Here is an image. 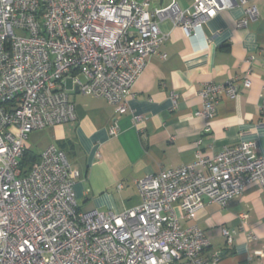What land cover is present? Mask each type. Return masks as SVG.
Segmentation results:
<instances>
[{"label":"built area","instance_id":"1","mask_svg":"<svg viewBox=\"0 0 264 264\" xmlns=\"http://www.w3.org/2000/svg\"><path fill=\"white\" fill-rule=\"evenodd\" d=\"M156 1L0 0V264H220L203 257L208 236L183 228L175 206L193 218L205 201L227 207L251 184L264 191V150L255 141L213 157L197 151L189 164L146 176L137 186L142 204L122 214L80 211L81 173L54 145L23 174L31 135L77 120L76 90L128 112L134 83L167 41L163 19L200 38L208 19L236 5L246 7L239 27L257 16L249 0H193L185 10ZM243 83L251 86L248 77ZM199 95L196 116L209 120L220 97H237V85L207 84Z\"/></svg>","mask_w":264,"mask_h":264},{"label":"crops","instance_id":"2","mask_svg":"<svg viewBox=\"0 0 264 264\" xmlns=\"http://www.w3.org/2000/svg\"><path fill=\"white\" fill-rule=\"evenodd\" d=\"M174 1L184 10L193 4L157 0L156 5ZM248 6L256 8L257 16L245 27L238 24L247 18L246 7L236 5L208 19L200 38H188L180 26L163 19L160 30L167 41L134 83L126 114L103 99L70 94L77 120L46 130L41 152L58 147L81 173L74 186L80 211L122 214L139 207L140 180L191 163L197 151L213 157L248 141L264 150V0H249ZM247 77L249 88L243 83ZM231 79L237 97H220L209 120L196 116L204 107L199 92ZM114 123L117 135L111 136ZM175 211L183 228L197 226L208 236L205 259L264 264L258 255L264 250V191L259 185H249L227 207L205 201L193 218L177 205Z\"/></svg>","mask_w":264,"mask_h":264},{"label":"rangeland","instance_id":"3","mask_svg":"<svg viewBox=\"0 0 264 264\" xmlns=\"http://www.w3.org/2000/svg\"><path fill=\"white\" fill-rule=\"evenodd\" d=\"M45 131L35 132L31 135L28 146L34 153H40L47 143V135Z\"/></svg>","mask_w":264,"mask_h":264},{"label":"trees","instance_id":"4","mask_svg":"<svg viewBox=\"0 0 264 264\" xmlns=\"http://www.w3.org/2000/svg\"><path fill=\"white\" fill-rule=\"evenodd\" d=\"M40 155L28 150L21 159L20 165L24 175H27L32 167L38 162Z\"/></svg>","mask_w":264,"mask_h":264},{"label":"water","instance_id":"5","mask_svg":"<svg viewBox=\"0 0 264 264\" xmlns=\"http://www.w3.org/2000/svg\"><path fill=\"white\" fill-rule=\"evenodd\" d=\"M71 89V88H70ZM76 94H79L78 90H76Z\"/></svg>","mask_w":264,"mask_h":264}]
</instances>
